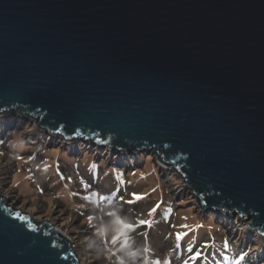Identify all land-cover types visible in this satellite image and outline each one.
<instances>
[{
  "label": "water",
  "instance_id": "obj_1",
  "mask_svg": "<svg viewBox=\"0 0 264 264\" xmlns=\"http://www.w3.org/2000/svg\"><path fill=\"white\" fill-rule=\"evenodd\" d=\"M153 152L264 237V0H0V116ZM0 197V264H78ZM35 241V243H33Z\"/></svg>",
  "mask_w": 264,
  "mask_h": 264
},
{
  "label": "rangeland",
  "instance_id": "obj_2",
  "mask_svg": "<svg viewBox=\"0 0 264 264\" xmlns=\"http://www.w3.org/2000/svg\"><path fill=\"white\" fill-rule=\"evenodd\" d=\"M45 136L16 110L0 116V197L56 225L78 264H264V238L246 219L200 210L172 165L147 149L131 160L133 151L103 146L128 156L123 168L112 154Z\"/></svg>",
  "mask_w": 264,
  "mask_h": 264
},
{
  "label": "trees",
  "instance_id": "obj_3",
  "mask_svg": "<svg viewBox=\"0 0 264 264\" xmlns=\"http://www.w3.org/2000/svg\"><path fill=\"white\" fill-rule=\"evenodd\" d=\"M45 137H49V139H50L51 136H45ZM75 144L78 147L81 146V147H84L86 150L87 149L90 150V152H94V154L102 153V154H106L108 156H111V154H112V155L115 156V158L117 160H120L121 161V164H122V167L123 168L124 167H127V165H128V161L129 160H127L128 156L126 154H123V153L122 154H120V153L114 154V153H112L111 150L104 148L103 145H99L98 144V146H97V144H96V142L94 140L93 141L92 140L84 141V139H82L80 141H76ZM113 151L118 152L117 150H114V149H113ZM128 151H130V152L133 151L132 153H134V154L133 155L131 154L130 156H132L131 160H134V158H136V155H138L139 157L143 156L142 153L141 154H138L137 152L144 151V149H139V148H136V147H134V148L129 147ZM152 154H154V153H152ZM158 167H160V166L158 165ZM199 212L202 213L201 211H199ZM220 212L221 211H219L218 213L220 214V216H222V219L225 220V221H227L226 216H224V214L223 213H220ZM209 215L212 216V217H216V215H214V216L211 215V214H209Z\"/></svg>",
  "mask_w": 264,
  "mask_h": 264
},
{
  "label": "snow or ice",
  "instance_id": "obj_4",
  "mask_svg": "<svg viewBox=\"0 0 264 264\" xmlns=\"http://www.w3.org/2000/svg\"><path fill=\"white\" fill-rule=\"evenodd\" d=\"M135 199H136V200H140V199H143V197H142V196H136ZM154 212H155V209H153V213H154ZM141 226L144 227V226H148V225H147L146 222H143V221H142V222H141ZM129 227H131V226H129ZM177 239H182V236H179V235H178V236H177ZM199 258H200L199 253H197L195 256L192 257V259H194V260H197V259H199Z\"/></svg>",
  "mask_w": 264,
  "mask_h": 264
},
{
  "label": "clouds",
  "instance_id": "obj_5",
  "mask_svg": "<svg viewBox=\"0 0 264 264\" xmlns=\"http://www.w3.org/2000/svg\"><path fill=\"white\" fill-rule=\"evenodd\" d=\"M49 136H50V135H49ZM126 226H127V225H125V227H126ZM33 243H35V241H33ZM120 264H124V261L121 260ZM145 264H147V262H145Z\"/></svg>",
  "mask_w": 264,
  "mask_h": 264
},
{
  "label": "bare ground",
  "instance_id": "obj_6",
  "mask_svg": "<svg viewBox=\"0 0 264 264\" xmlns=\"http://www.w3.org/2000/svg\"><path fill=\"white\" fill-rule=\"evenodd\" d=\"M153 153V152H152ZM233 215V214H232ZM261 237H263V236H261ZM264 238V237H263Z\"/></svg>",
  "mask_w": 264,
  "mask_h": 264
}]
</instances>
